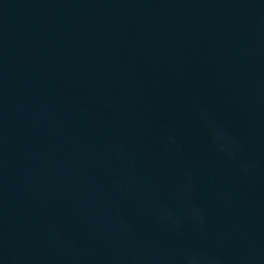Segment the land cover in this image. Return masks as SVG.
<instances>
[{
    "label": "water",
    "instance_id": "95a60500",
    "mask_svg": "<svg viewBox=\"0 0 264 264\" xmlns=\"http://www.w3.org/2000/svg\"><path fill=\"white\" fill-rule=\"evenodd\" d=\"M0 232L22 264H264V0H0Z\"/></svg>",
    "mask_w": 264,
    "mask_h": 264
}]
</instances>
